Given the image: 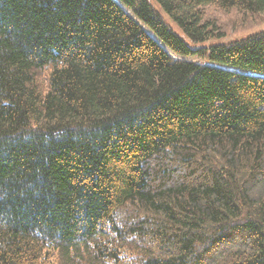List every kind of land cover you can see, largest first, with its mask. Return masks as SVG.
Segmentation results:
<instances>
[{
    "label": "trees",
    "instance_id": "1",
    "mask_svg": "<svg viewBox=\"0 0 264 264\" xmlns=\"http://www.w3.org/2000/svg\"><path fill=\"white\" fill-rule=\"evenodd\" d=\"M152 1L0 0V264H264V0Z\"/></svg>",
    "mask_w": 264,
    "mask_h": 264
},
{
    "label": "rangeland",
    "instance_id": "2",
    "mask_svg": "<svg viewBox=\"0 0 264 264\" xmlns=\"http://www.w3.org/2000/svg\"><path fill=\"white\" fill-rule=\"evenodd\" d=\"M150 1L155 7H157V4L154 1ZM206 12L209 17L215 20L216 24L220 27V30L225 33L223 38L214 39L212 42L239 39L264 30V14L255 17H242L235 9L226 11L212 6L207 7ZM165 19L178 34L182 35L180 29L174 23H171L167 17H165Z\"/></svg>",
    "mask_w": 264,
    "mask_h": 264
}]
</instances>
